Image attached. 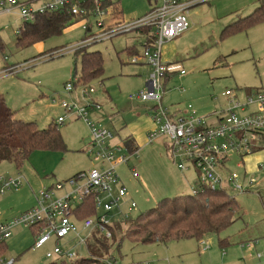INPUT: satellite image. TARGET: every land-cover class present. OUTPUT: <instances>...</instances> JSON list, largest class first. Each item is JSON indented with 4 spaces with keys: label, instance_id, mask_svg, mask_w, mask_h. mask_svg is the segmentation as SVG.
Wrapping results in <instances>:
<instances>
[{
    "label": "rangeland",
    "instance_id": "374dc122",
    "mask_svg": "<svg viewBox=\"0 0 264 264\" xmlns=\"http://www.w3.org/2000/svg\"><path fill=\"white\" fill-rule=\"evenodd\" d=\"M17 1L22 3L27 0ZM114 1L118 2L116 13L125 21L140 17L154 2ZM256 3V0H206L188 10L189 29L173 39L176 54L172 59L186 73L181 77L172 74L164 81L163 106L175 110L190 104L199 115L208 116L205 110L212 111L226 104L227 98L222 92L227 88L238 93L264 90V21L258 20L243 31H224L238 16L250 13ZM31 4L36 7L40 1ZM6 6H10L9 2L7 5L0 3V99L14 112L15 119L34 122L42 129L58 115L64 116V110L57 105L56 99L85 103L80 83H76L71 93L64 90V85L75 77L74 71H81V60L75 52L63 50L99 31L93 18L90 19L93 26L88 33L78 20L61 33L18 47L16 36L22 20L16 8L6 12ZM109 16L103 18L105 27L113 25L109 24ZM143 43L144 37L134 29L94 41L85 48L86 51H99L103 70L99 77L87 84L95 89L92 99L101 102L99 110L88 108V111L100 112L103 117H89L112 130L115 135L112 141L118 145L122 144L124 135L121 133L120 116L128 123L141 113H151L155 104L154 101L128 99L130 93L145 87L150 73V67L145 63L130 62L128 48L132 47L140 53ZM16 66L21 68L12 74L6 73V68ZM57 126L66 145L64 151L36 150L19 168L10 161L0 162V177L22 176L21 186L0 193V220H11L34 206L35 195L41 188L66 180L72 171L92 166L89 157L81 151L89 141L86 123L66 117ZM122 149L127 151L124 146ZM262 156L260 153L249 156L251 163L257 160L253 163L257 167L262 162L259 171L247 173L257 184L253 189L238 193L226 188L235 196L240 211L225 229L203 238L209 244V250L200 252L194 238L167 243L122 239L118 252L113 246L118 255L115 259L133 264H264V201L255 193L257 190L264 198ZM236 160L233 157L229 163L232 171H238ZM132 170L137 177L131 174ZM116 172L127 192L120 210L130 218L156 206L164 197L190 193L195 187V184L192 186L196 179L195 170L192 167L186 170L177 167L167 152V140L162 136L141 148L127 163L119 164ZM131 203L135 206L128 209ZM117 218L123 219L121 214H117ZM255 241L257 243L253 247L245 246ZM34 242L35 234L29 227L21 224L13 226L11 235L5 239L6 249L2 259L5 262L13 260V264H48L52 261L62 264L56 257H45L52 247L51 241L38 248L33 247ZM257 254L261 255L260 258ZM80 256L85 257L86 253L82 250ZM74 261H67V264H87Z\"/></svg>",
    "mask_w": 264,
    "mask_h": 264
},
{
    "label": "built area",
    "instance_id": "2783aa9c",
    "mask_svg": "<svg viewBox=\"0 0 264 264\" xmlns=\"http://www.w3.org/2000/svg\"><path fill=\"white\" fill-rule=\"evenodd\" d=\"M39 1L40 4L36 7L31 4L35 1L20 3L17 0H1L0 3L7 5L9 2L10 6L4 9L6 12L16 8L22 24L34 20L38 13L65 11L73 19H78L85 31L93 26L91 18L98 28V33L85 37L81 42L65 48L63 52H75L94 41L119 33L146 29L147 37L141 46L142 50L138 55L131 56L130 62L145 63L150 67V73L145 87L129 94L128 99L155 102L151 115L154 129L149 133L148 141L164 137L167 140V152L177 167L182 170L192 167L195 170L196 185L191 193L205 188L212 191L230 188L243 193L254 188L256 184L252 178L245 173L230 170L229 163L235 157V165L241 167L244 157L264 151V90L240 95L237 91L227 88L222 92L227 98L226 104L209 116L199 115L190 104L183 110H169V107L163 106L161 102L166 78L172 73L179 76L186 73L178 64L162 60V48L189 29L190 24L186 17L188 10L206 0H153L151 8L142 17L107 27L103 18L111 15L112 0ZM19 69L16 66L5 71L12 74ZM76 83L79 82L75 76L64 85V90L72 92ZM80 85L86 102L82 104L77 101L59 100L58 104L64 110V116L57 117L55 123H62L66 117L81 119L86 123L89 141L84 153L95 165L79 170L66 180L56 181L41 188L35 195L34 206L9 221L0 222L1 241L11 235V229L15 225L37 227L33 247L38 248L52 241V248L46 252V257L63 256L67 261L80 257L77 247L87 246L94 233L104 239H110V227L115 221H119L118 218L115 219L117 214H121L122 218L128 217L120 210L122 199L127 192L116 167L127 163L136 154V151L123 150L124 145L112 144L114 132L90 119L88 108L99 110L101 106L91 97L95 92L94 87L81 83ZM131 174L137 177L134 170ZM21 184L22 178L19 175L0 177V193L17 189ZM255 193L260 195L257 190ZM86 198L92 199L94 214L81 219L79 227L73 210ZM134 206L135 204L131 203L128 209ZM61 240L64 244L60 243ZM256 243L249 242L245 246L250 248ZM199 245L203 250L209 248L203 239L199 240ZM260 256L257 254L258 258ZM91 257L93 264H126L108 255ZM0 264H13V260L5 262L0 257Z\"/></svg>",
    "mask_w": 264,
    "mask_h": 264
},
{
    "label": "trees",
    "instance_id": "16d2710c",
    "mask_svg": "<svg viewBox=\"0 0 264 264\" xmlns=\"http://www.w3.org/2000/svg\"><path fill=\"white\" fill-rule=\"evenodd\" d=\"M261 19L264 20V0H261L260 5L252 14L230 24L224 31L226 29L230 32L243 31ZM76 21L78 19H73L65 11L38 13L34 20L25 22L19 27L16 45L21 47L41 42L50 35L61 33ZM90 30V27L87 28L86 33ZM85 48L86 46L75 51L81 60V71L79 73L74 71V75L77 77V82L81 84H88L103 73L99 51H86ZM3 104L1 98L0 162L10 161L19 168L36 150L64 151L66 149L55 121L39 129L34 122L15 119L14 112ZM123 144L128 152L137 150L130 137H126ZM239 211L235 196L225 189L212 191L205 188L197 193L190 192L164 197L158 201L156 206L138 213L135 217L115 221L110 227V239H104L94 233L87 244L89 256L81 258L80 262L91 263L93 262L91 256L107 254L113 258L114 255L111 254L113 246L115 250H118L122 239L141 243H167L187 238H194L198 241L211 233H218L225 229L235 220ZM73 212L77 219L93 215L92 199H84L74 208ZM5 249V241L0 240V257ZM62 264L66 263L62 262Z\"/></svg>",
    "mask_w": 264,
    "mask_h": 264
},
{
    "label": "crops",
    "instance_id": "0c3cea01",
    "mask_svg": "<svg viewBox=\"0 0 264 264\" xmlns=\"http://www.w3.org/2000/svg\"><path fill=\"white\" fill-rule=\"evenodd\" d=\"M27 1H36V0H27ZM27 1H25V2H27ZM112 2H113V11L111 10V15L109 16V18H108V21H110V23L109 24H115V23H123V22H129V21H125V20H123V18H122V16H120L119 14H117L116 13V11H117V9H118V2H116V1H114V0H112ZM256 5L254 6V8L252 9V11L250 12V13H245L244 15H240V16H238L237 18V20H235V21H233V22H236V21H238V20H240V19H242V18H245L246 16H249L250 14H252L257 8H258V6L260 5V3H261V0H256ZM152 6V5H151ZM151 8V7H150ZM146 13V12H145ZM144 13V14H145ZM143 14V15H144ZM143 15H141L140 17H142ZM140 17H138V18H140ZM138 18H136V19H138ZM136 19H132V20H130V21H133V20H136ZM264 21V20H263ZM80 24V23H79ZM21 25H22V23H21ZM72 25V24H71ZM252 27V26H251ZM66 28H69V27H66ZM92 28V26L90 27V29ZM250 28V27H249ZM248 28V29H249ZM138 32L140 33V35H142L143 37H144V40H145V38L147 37V30L146 29H140V30H138ZM173 41L174 40H171V41H169V42H167L164 46H163V48H162V52H161V58H162V60L164 61V62H167V63H170V64H176V63H174V62H176V61H173L172 59H173V57H174V55L176 54V48H175V44L173 43ZM42 47V45H40V46H38V48L40 49ZM128 51H129V53H130V55L131 56H133V55H138L139 54V52L137 51V50H135L134 48H128ZM133 51H135V52H133ZM138 64H142V62L141 63H139L138 62ZM179 65V64H178ZM9 68H11V67H9ZM7 69V68H6ZM5 69V70H6ZM172 74H177V73H172ZM171 74V75H172ZM171 75L168 77V78H166V80H168L169 78H171ZM178 75V74H177ZM179 76V75H178ZM181 76H183V75H181ZM180 76V77H181ZM146 83V82H145ZM71 93V92H70ZM131 94V93H130ZM240 95H243L244 93H239ZM54 97V96H53ZM59 100L60 99H56V101H57V105L58 106H60L59 104H58V102H59ZM95 101V100H94ZM136 101V100H135ZM138 101V100H137ZM86 102V101H85ZM96 102V101H95ZM138 102H140V101H138ZM97 103H99V102H97ZM101 103V102H100ZM99 103V104H100ZM103 103V102H102ZM168 107V106H167ZM60 108H61V106H60ZM185 107H183V108H176L175 110H177V109H181V110H183ZM93 109V108H92ZM112 109V108H111ZM95 110V109H94ZM89 111V116H93V117H97V118H100V117H103V116H101V115H99L100 114V112H97V111ZM215 110H217V109H214V110H212L211 111V109H208V110H205L204 112L206 113L207 112V114H211L212 112H214ZM150 112V111H149ZM146 113V114H139V115H137L135 118H133L130 122H128V123H126V121L123 119V117H121L120 116V123H121V133H123L122 135H123V138H122V144L121 145H124L123 144V141H124V139L126 138V137H130L131 139H132V141L134 142V145H135V147L137 148V150H136V153H138L139 152V150L142 148V149H144L145 147H146V145H148V144H151L152 142H154V141H152V142H149L148 141V135H149V133L150 132H152V130L154 129V124H153V121H152V119H151V115H152V110H151V113ZM208 115V116H209ZM59 116H63V114L62 115H58L57 117H59ZM111 118V117H110ZM57 119V118H56ZM55 119V120H56ZM54 120V121H55ZM108 129V128H107ZM118 134V133H117ZM157 139V138H156ZM155 139V140H156ZM88 140H89V138H88ZM112 144H114V145H116V144H118L117 142H115V141H112L111 142ZM87 145H88V141L86 142V144H85V146L82 148V152L84 153V150L86 149V147H87ZM163 145H164V147H166V143L165 142H163ZM260 153V155H263L262 156V158L264 157V151H259V152H256V153H253V154H251V155H249V156H252V155H255V154H259ZM85 154V153H84ZM86 155V154H85ZM87 156V155H86ZM249 156H246V157H244L243 158V160H242V166L241 167H237L236 166V168L238 169V171L240 172V173H242V174H247V173H254L253 171L254 170H256V171H259V167H260V165L262 164V162H260V164L258 163V167L256 166V163L255 164H253L254 163V161L256 160H253L252 161V163H251V159L252 158H250ZM31 157V156H30ZM30 157L28 158V159H30ZM88 157V156H87ZM89 161H90V163H91V165L93 166V165H95V162L94 161H92L90 158H89ZM237 161V160H236ZM256 162H257V160H256ZM91 166V167H92ZM90 168V167H89ZM182 170V169H181ZM76 172H78V171H72V175L73 174H75ZM71 175V176H72ZM20 176V175H19ZM21 178H22V176H21ZM53 184V183H52ZM186 184V186H187V183H185ZM185 184H183V185H185ZM196 185V179H195V181H194V183L192 184V186L193 185ZM257 185V184H256ZM227 191V190H226ZM229 193V192H228ZM185 194H187V193H185ZM233 195V194H232ZM257 195V194H256ZM259 198H260V200H262V201H264V198L261 196V195H257ZM261 196V197H260ZM263 198V199H262ZM27 209H29V208H27ZM27 209H25V210H27ZM25 210H23V211H25ZM22 211V212H23ZM2 216H1V214H0V218H1ZM15 217V216H14ZM77 219V218H76ZM80 220L81 219H77V224H78V226L80 227L81 226V222H80ZM5 221H7V220H0V222H5ZM9 221V220H8ZM33 232H34V234H35V240H36V236H37V227H34V228H30ZM204 238V237H203ZM203 238H201V239H203ZM89 240H91V239H89ZM89 240H88V242H89ZM52 242V241H51ZM198 242V250L200 251V252H205V251H207V250H209L210 249V247L208 248V249H206V250H203L202 249V247L199 245V240L197 241ZM52 245H53V243H52ZM70 245V244H69ZM209 245V244H208ZM67 244L65 245V248H67ZM52 248V247H51ZM78 248V252L80 253L82 250L86 253V256L85 257H88L89 256V252H88V248H87V246H85V247H81V246H78L77 247ZM117 251V250H116ZM112 253V255H114V257L113 258H115L116 256H118L116 253H115V251H114V249H113V251H111ZM118 252V251H117ZM225 254V251H224V249H222V255H224ZM108 255V254H107ZM79 256H80V254H79ZM102 256H105V255H102ZM102 256H97V257H102ZM45 257H46V253H45ZM56 258H58V259H60V261H61V263L62 262H64V263H66L67 264V260L63 257V256H55ZM55 258V259H56ZM81 258H83L82 256H80L79 258H77V259H75V263L76 262H80V259ZM117 260V259H116ZM119 261V260H118ZM119 262H121V261H119ZM50 263H55V264H57L56 263V261H52V262H50ZM50 263H48V264H50ZM81 263V262H80ZM122 263H125V262H122ZM88 264V263H87ZM91 264H93V262H91ZM126 264H133V263H126ZM145 264H146V262H145ZM233 264V263H232Z\"/></svg>",
    "mask_w": 264,
    "mask_h": 264
}]
</instances>
